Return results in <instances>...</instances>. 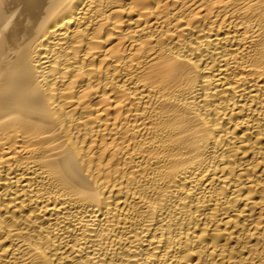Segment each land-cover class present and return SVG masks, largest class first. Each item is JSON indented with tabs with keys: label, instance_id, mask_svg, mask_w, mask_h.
<instances>
[{
	"label": "bare ground",
	"instance_id": "1",
	"mask_svg": "<svg viewBox=\"0 0 264 264\" xmlns=\"http://www.w3.org/2000/svg\"><path fill=\"white\" fill-rule=\"evenodd\" d=\"M0 264H264V0H0Z\"/></svg>",
	"mask_w": 264,
	"mask_h": 264
}]
</instances>
